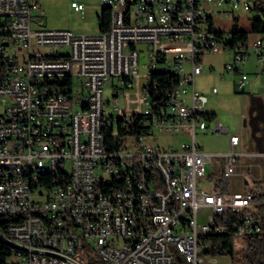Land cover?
Here are the masks:
<instances>
[{
    "label": "built area",
    "instance_id": "built-area-1",
    "mask_svg": "<svg viewBox=\"0 0 264 264\" xmlns=\"http://www.w3.org/2000/svg\"><path fill=\"white\" fill-rule=\"evenodd\" d=\"M103 2H117L107 33L75 34L45 26L39 0H0V218H13L0 238L21 233L5 264H86L89 253L102 264H212L236 247L234 264H264L254 253L263 237L254 190L216 188L257 153L240 150L241 135L205 109L195 84L203 56L224 53L220 75L246 90L244 65L264 62V31L242 27L236 14L253 12L264 25V0H99L102 10ZM150 66L163 74L149 75ZM110 125L121 133L113 148ZM206 131L228 134L227 149L205 151L196 137ZM48 154L57 156L54 178L27 184L40 156L50 166ZM223 234L231 252H209L218 247L210 236Z\"/></svg>",
    "mask_w": 264,
    "mask_h": 264
},
{
    "label": "rangeland",
    "instance_id": "rangeland-1",
    "mask_svg": "<svg viewBox=\"0 0 264 264\" xmlns=\"http://www.w3.org/2000/svg\"><path fill=\"white\" fill-rule=\"evenodd\" d=\"M85 3V9L83 11H76L70 5V0H39V9L44 11V25L51 28H68L75 34H95L100 31V20L98 15L101 13V6L99 0H82ZM37 11V9H36ZM254 14L251 12L248 15ZM215 22H222V19H216ZM252 19L241 21L242 27H249ZM218 30H222L226 33L225 24H218ZM226 55L224 53H206L203 56L204 73L198 75L195 79L196 87L200 90L209 92L212 86H217L219 92L216 94H208V100L205 109L215 111L217 118L224 125L230 127V131L235 133L240 131L244 136L245 141L248 140L249 127L243 125V117L241 113L244 109V103L246 102V93L231 90V76L228 73L224 78L219 75V70L223 65ZM209 64H213L216 68L210 70ZM251 65V64H250ZM142 71L143 68H140ZM249 77L253 80L256 77L255 73H249ZM250 83V82H249ZM247 85L246 91H251V83ZM106 98H110L109 107L113 109V97L111 95L110 85L106 87ZM124 99L119 97V106L123 107ZM161 134V133H160ZM177 138V137H175ZM229 135L222 132L206 131L198 133L196 140L198 144L208 152H221L225 151L228 146ZM243 152H256V155L245 154L241 157L242 161L249 163L253 162L252 172L258 173V162L262 166V174L264 178V151H252L249 150L247 145L240 146ZM215 159V158H214ZM210 167V165H209ZM247 170V168L245 167ZM210 171V170H209ZM249 184L246 185L243 181H239L242 188L256 190L252 177L248 176ZM201 219V218H200ZM241 251L236 247L234 254L216 255L210 263L212 264H234L240 260ZM213 257V256H212ZM86 264L87 259L80 257Z\"/></svg>",
    "mask_w": 264,
    "mask_h": 264
},
{
    "label": "trees",
    "instance_id": "trees-1",
    "mask_svg": "<svg viewBox=\"0 0 264 264\" xmlns=\"http://www.w3.org/2000/svg\"><path fill=\"white\" fill-rule=\"evenodd\" d=\"M110 17H116L113 9L110 7L103 8V10H101V13L98 15V18L100 20L101 33H107V27ZM243 18L248 20V13L244 15H236V21H242ZM216 19H222V16L210 17L209 22H215ZM250 19H252V22L250 23L252 24L250 31H264V25H262L263 17L250 16ZM218 32L219 35H226V33H224L222 30H218ZM234 33L236 38H246L248 35V31L240 30L238 27H235ZM156 74H163V71L153 73V75ZM242 92H246L249 98V102L247 105V116L243 121L244 125L249 127V135L248 140L246 141V145L249 150L259 152L264 151V101L259 95H256L252 92H248L246 90ZM120 132L122 131L120 130ZM120 134L121 133L114 134L112 126H108L107 130H105L104 137L105 142L109 148L118 146ZM254 183V187L257 188L256 190H254L255 193L253 196V204L255 207V211L261 217L263 234V237L254 248V253L257 257H259L260 262H264V181H254ZM246 184H249V181H247ZM228 186L229 180L227 177H220L218 179L216 187L217 190L221 192H228ZM12 220L13 218H0V227L4 228L6 226V221L10 222ZM6 233L7 232H4V236ZM210 238H212L214 242L216 241V243H218V247L210 249L209 252L214 254H225L231 252L233 242L228 234L210 236ZM4 240L0 238V264H5L6 257L11 251V247L7 244L8 242ZM89 254L90 256L87 259V264H102L100 258L92 253Z\"/></svg>",
    "mask_w": 264,
    "mask_h": 264
},
{
    "label": "crops",
    "instance_id": "crops-1",
    "mask_svg": "<svg viewBox=\"0 0 264 264\" xmlns=\"http://www.w3.org/2000/svg\"><path fill=\"white\" fill-rule=\"evenodd\" d=\"M101 33V32H100ZM251 36H253V34H251ZM251 64V65H250ZM210 66H213V64H209ZM214 67V66H213ZM215 68V67H214ZM222 68H223V65H222V67L220 68V70H219V75H220V72H222L223 70H222ZM216 69V68H215ZM244 70L249 74V73H255L256 74V77H255V79H251L250 77H249V79H248V83L251 85V91H248V92H252V93H254V94H256V95H259L262 99H263V101H264V62H260V61H258L256 58H254V57H251L248 61H247V63L244 65ZM230 76H231V90L232 91H236L235 90V87H234V80H235V75L234 74H229ZM221 76V75H220ZM226 76V75H225ZM224 76V77H225ZM224 77H220V78H224ZM248 83H247V85H248ZM247 85H246V87H247ZM246 89V88H245ZM202 91H204V92H206L207 93V95L208 94H216V93H212L211 91H209V92H207V91H205V90H203L202 89ZM218 92H219V88H218ZM217 92V93H218ZM244 93H246V92H244ZM246 96H247V98H246V102L244 103V109L242 110L243 112L241 113V115H242V117H243V121H244V118L247 116V105H248V102H249V98H248V95H247V93H246ZM210 111V110H209ZM213 115H215V117H217V113L215 112V111H210ZM218 118V117H217ZM219 119V118H218ZM243 125H244V123H243ZM244 126H246V125H244ZM229 129H230V127H229ZM235 133H238V134H240L241 135V137H242V141H241V144H240V146L241 145H243V146H245L246 145V141H245V139H244V136L242 135V133L240 132V131H238V132H235ZM249 135V134H248ZM240 146H239V148H240ZM240 150H241V148H240ZM242 151V150H241ZM249 163H253V162H249ZM249 163H247L246 164V162H244V161H242V159H240V161H239V165H238V167H237V172H236V174H234V175H232V176H230L229 178H228V180H229V186H228V190L229 191H238V190H243V189H245V188H242V185H240L239 184V181H243L244 183H245V187H246V182L247 181H249L248 179V176H251L252 177V179H253V176H257V175H259V174H261L262 175V177H263V172H262V166H261V164L258 162V166H259V172L258 173H254V172H252V170H251V172H250V174H248V172L247 171H249V170H246L245 169V167L247 168V165L249 164ZM263 180H264V178H263ZM253 181V180H252Z\"/></svg>",
    "mask_w": 264,
    "mask_h": 264
},
{
    "label": "bare ground",
    "instance_id": "bare-ground-1",
    "mask_svg": "<svg viewBox=\"0 0 264 264\" xmlns=\"http://www.w3.org/2000/svg\"><path fill=\"white\" fill-rule=\"evenodd\" d=\"M110 7L113 9L114 14L117 17V2H103V8ZM247 13H238L236 15H244ZM222 13H209L210 17H220ZM163 71L162 66H150L149 75L153 73H158ZM48 164L47 165V156H40V165L36 166V170L27 171V184H35L36 175L44 176L46 178H54V169L53 166H57V156L56 154H48ZM59 175L62 177H71V169H68V166H59ZM4 239L8 244H19L21 240L20 232H7L4 236Z\"/></svg>",
    "mask_w": 264,
    "mask_h": 264
}]
</instances>
